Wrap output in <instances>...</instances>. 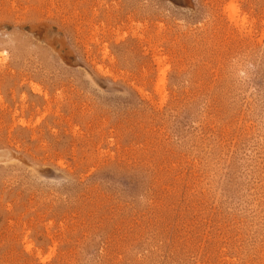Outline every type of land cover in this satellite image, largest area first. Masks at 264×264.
<instances>
[{"label":"rangeland","instance_id":"374dc122","mask_svg":"<svg viewBox=\"0 0 264 264\" xmlns=\"http://www.w3.org/2000/svg\"><path fill=\"white\" fill-rule=\"evenodd\" d=\"M0 264H264V0H0Z\"/></svg>","mask_w":264,"mask_h":264}]
</instances>
